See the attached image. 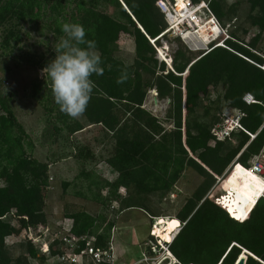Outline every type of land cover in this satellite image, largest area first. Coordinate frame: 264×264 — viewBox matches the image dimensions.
I'll list each match as a JSON object with an SVG mask.
<instances>
[{"label": "trees", "instance_id": "1", "mask_svg": "<svg viewBox=\"0 0 264 264\" xmlns=\"http://www.w3.org/2000/svg\"><path fill=\"white\" fill-rule=\"evenodd\" d=\"M157 1L0 0V44L5 49L19 44L23 38L21 24L35 23L45 15L51 20L56 42L65 35L61 31L62 24H82L86 39L96 42L104 68L102 75L91 77L96 87L83 115L90 124L100 126L106 138L114 140L104 160L118 172L117 178L109 181L83 171L91 180L88 186L92 197L100 202L111 200L122 209H143L156 220L160 215L153 212L152 195L157 194L163 200L174 191L184 171L193 168L203 176L202 182L176 216L165 218L179 219L183 224L169 244L174 257L181 264H236L239 256H248L246 264H264V198L253 204L235 191L241 199L242 214L245 216L251 209L245 220L239 221L225 199L223 181L219 183L218 194L212 189L238 154L241 153L239 161L247 165L264 144V55L260 47L264 37V0H247L251 26L257 28L250 41L246 42L238 31L231 29L225 46L213 44L210 51L194 56V51L175 36L178 44L172 68L156 56L158 42L170 33L166 32L167 22ZM207 1L223 23L224 18H233L241 3L240 0L231 5H226L224 0ZM249 30L243 28L245 33ZM194 34L188 32L184 41L193 49L204 48L206 44ZM123 36L132 39L135 55L132 63L117 56ZM29 61L33 59L30 57ZM49 62H41V67L44 69ZM125 66L128 78L124 83H117ZM221 83L225 85V108L221 115L211 123L193 119L200 100L209 95L210 87ZM153 89L158 99L170 100L167 119L173 123L171 128L144 107ZM247 93H252L260 103L247 104L243 100ZM31 95L45 102L53 127L52 136L60 137L64 131L72 135L85 128L83 122L60 111L47 77L34 81ZM0 105V264H32L30 258L46 261L47 254L41 253V245L29 232L27 254L14 258L6 241L8 236H19L23 229L47 224L43 206L52 177L49 164L33 156V142L27 140L29 135L18 121L9 97L0 95ZM230 108L245 112L242 122L256 136L250 141L251 136L241 131L224 140L216 139L212 144L211 128ZM209 114L210 107H206L204 115ZM234 139L236 145H233ZM77 156L95 158L89 147L79 150ZM255 182L254 198L264 187L261 182ZM121 187L129 192L128 196L120 195ZM102 191H106V195ZM9 214L14 215L19 226L5 219ZM68 216L73 219L71 233L85 237L79 241L76 252L92 237L95 246L108 247L114 222L109 221L105 231H100L99 227L106 220L104 215L98 220L82 210ZM58 244H62L58 238L50 244L52 256L64 253L65 246L59 248ZM246 251L255 257L247 255ZM91 261L95 260L91 257Z\"/></svg>", "mask_w": 264, "mask_h": 264}, {"label": "rangeland", "instance_id": "2", "mask_svg": "<svg viewBox=\"0 0 264 264\" xmlns=\"http://www.w3.org/2000/svg\"><path fill=\"white\" fill-rule=\"evenodd\" d=\"M235 1L224 0L226 5H231ZM240 1L237 13L233 15V18H224L223 21L225 24H231L230 29L238 31V35L248 42L257 33V28L251 26V12L248 1ZM204 18H206L205 13H203ZM50 25L51 20L46 15L35 23L25 22L20 26L23 38L19 44H13L11 48L7 49L0 44V95L9 97V102L16 113L18 121L29 135L27 140L33 142V156L49 164V174L52 177L45 191L43 206L48 216L47 224L32 227L28 230L23 229L19 236H8L6 241L10 253L14 258L27 254L26 238L29 232V236L41 245V253L47 254L46 261L30 258L32 264H71L70 261L61 260L59 256H52L49 247L54 239L58 238L62 240V244H58L57 247L65 246L64 253L68 257L74 254L73 248L65 244L66 242L63 240L65 236H68V230L73 224V219L68 215L85 210L98 217V220H100V215L105 216L106 220L99 227L100 231L104 230L109 221L114 222L107 247L111 248L112 257L110 260L107 258L108 263L165 264L167 262L166 258L169 257L167 264H179L165 250L168 244H159L160 242L157 240L159 238L155 234L156 229L166 226L168 220V218L165 219L166 217L177 215L186 199L193 194L202 182L203 176L193 168L188 167L174 191L166 198L161 200L157 194L152 195L150 199L153 212L160 215L156 220L143 209L135 207L122 209L121 205L111 200L100 202L94 199L88 186L91 180L85 177L83 171L93 172L94 175L109 181L115 180L118 172L104 160L105 157L109 156L114 140L110 137L106 138L101 127L90 124L84 115L78 119L84 123V129L72 135L64 131L60 137L52 136L53 127L49 120V112L45 109V102L31 95L34 81L44 76L41 62L51 61L56 55L54 47L57 38ZM243 28H249L250 30L245 33ZM194 36L197 35L194 34ZM1 40L2 36L0 42ZM181 40L190 50L194 51V56L199 55L201 51L208 52L213 48L205 45L204 48L193 49L183 38ZM158 43L157 58L159 61H166L171 67L173 53L178 44L175 34L170 32L167 37L162 38ZM120 46L117 56L126 63H132L135 58L132 39L123 36L120 40ZM260 47H262L261 53L264 55V37ZM30 57L33 61H29ZM224 91V83L219 84L217 87L211 86L209 95L200 100L192 118L211 123L213 119L219 117L225 108ZM169 105L170 100L158 99L157 92L153 89L149 91L144 107L159 117L167 128H171L173 123L167 119ZM206 107H210V114L207 116L204 115ZM1 112L2 107L0 105ZM233 145H236L235 139ZM86 147L94 152L95 158L77 156V152ZM219 183L220 181L217 178L212 188L213 191H216V194L219 193ZM119 193L124 197L129 194L124 187L120 188ZM102 194L106 195V191H102ZM224 195L226 201L232 205L233 213L236 216L245 218L242 214L241 199L237 193L232 190H225ZM5 219L19 226L13 214H9ZM90 241L93 243L94 238H90ZM76 262L74 264H99L95 261L92 262L90 255H79Z\"/></svg>", "mask_w": 264, "mask_h": 264}, {"label": "built area", "instance_id": "3", "mask_svg": "<svg viewBox=\"0 0 264 264\" xmlns=\"http://www.w3.org/2000/svg\"><path fill=\"white\" fill-rule=\"evenodd\" d=\"M184 6L182 8L178 7V0H158L157 6L164 15V18L167 22L169 32L174 33L175 36H179L184 39V35L188 32H193L199 34L200 26L206 25L208 22L214 25V29L208 32L209 37L207 41V46L212 48L213 44L215 46L221 45L225 46V40L230 37L231 24L223 23L212 11L209 1L200 0L199 2L193 0H183ZM203 13H205L206 18L203 19ZM153 43L154 41L151 40ZM243 100L247 104L260 103L259 100L252 93H247L243 97ZM245 116V112L238 108H230L222 114L221 120L212 126L211 131L214 135V139L211 141L212 144L215 143L216 139L224 140L231 137L236 133L244 131L251 136L253 140L256 134L249 132L242 119ZM244 150V149H243ZM241 153L232 161L226 170L225 174L221 177H218L219 181L224 175L228 172H232L235 169L236 165L241 164L244 169L252 171L257 174L264 180V144L261 149L255 153L249 161V164L244 165L239 161ZM52 179V178H51ZM264 198V192L261 194ZM234 216V215H233ZM236 219L237 217L234 216ZM239 221H244L237 219ZM183 224L178 228V231L175 233L174 237L181 230ZM72 226L69 228L68 236H65L63 240L66 242L69 247L73 248V255L71 257L66 256L65 253L57 255L61 260L70 261L71 264L76 262L79 255H90L96 262L100 263L103 261L110 260L111 257V248L98 247L94 243H91L90 239L86 240L85 247L81 249L80 252H76V249L79 248V241L85 239V237H78L71 233ZM160 242V239H157ZM63 241V242H64ZM157 246V245H156ZM169 249V244L165 247L167 252ZM49 250V249H48ZM177 260V259H176ZM147 261V259H146ZM149 261V260H148ZM77 263V262H76ZM177 263L181 264L178 260Z\"/></svg>", "mask_w": 264, "mask_h": 264}, {"label": "clouds", "instance_id": "4", "mask_svg": "<svg viewBox=\"0 0 264 264\" xmlns=\"http://www.w3.org/2000/svg\"><path fill=\"white\" fill-rule=\"evenodd\" d=\"M54 47L55 58L42 70L51 81L54 102L60 111L79 119L85 113L94 88L93 75H102V56L94 40L86 39V29L80 23H64ZM83 46V47H82ZM128 78L127 66L121 70L117 83Z\"/></svg>", "mask_w": 264, "mask_h": 264}, {"label": "bare ground", "instance_id": "5", "mask_svg": "<svg viewBox=\"0 0 264 264\" xmlns=\"http://www.w3.org/2000/svg\"><path fill=\"white\" fill-rule=\"evenodd\" d=\"M183 6H184L183 0H178V7L182 8ZM212 28L214 29L215 27L209 22L206 25L200 26L198 32L199 34L197 35L201 37V40H203L205 44H207L208 41V37H209L208 32L212 31ZM255 180L264 184V180L257 174L253 173L252 171L244 169L243 166H236L234 171L228 172L226 175L222 177L220 181H223L225 190L227 191L232 190L234 192L237 191L240 194H242L244 197H246L251 203L256 204L260 199V197H262L261 194L264 192V187L262 189L263 190L262 193L258 197L254 198L253 195L255 194L254 191L256 187ZM250 210L251 209H248L245 217L248 215ZM240 219L243 220L244 218L241 217ZM181 225L182 222L179 219L168 218L166 226H164L163 228L156 227L157 229L155 234H157V237L160 239L159 244L162 245L163 243L170 244L173 238H175L174 235L178 231V228ZM168 251L170 250L168 249ZM167 253L168 255L174 257L171 251ZM166 260L168 263L169 257H167Z\"/></svg>", "mask_w": 264, "mask_h": 264}, {"label": "water", "instance_id": "6", "mask_svg": "<svg viewBox=\"0 0 264 264\" xmlns=\"http://www.w3.org/2000/svg\"><path fill=\"white\" fill-rule=\"evenodd\" d=\"M246 252H247V255L249 254V255L255 257L252 253H250V252H248V251H246ZM241 255H242V254H241ZM247 258H248V256H239V258H238L236 264H246Z\"/></svg>", "mask_w": 264, "mask_h": 264}, {"label": "snow or ice", "instance_id": "7", "mask_svg": "<svg viewBox=\"0 0 264 264\" xmlns=\"http://www.w3.org/2000/svg\"><path fill=\"white\" fill-rule=\"evenodd\" d=\"M241 217L237 216V219H240Z\"/></svg>", "mask_w": 264, "mask_h": 264}, {"label": "crops", "instance_id": "8", "mask_svg": "<svg viewBox=\"0 0 264 264\" xmlns=\"http://www.w3.org/2000/svg\"><path fill=\"white\" fill-rule=\"evenodd\" d=\"M170 252V251H169Z\"/></svg>", "mask_w": 264, "mask_h": 264}]
</instances>
